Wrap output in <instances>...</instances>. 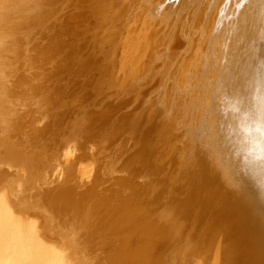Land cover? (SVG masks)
Returning <instances> with one entry per match:
<instances>
[{"label":"bare ground","instance_id":"6f19581e","mask_svg":"<svg viewBox=\"0 0 264 264\" xmlns=\"http://www.w3.org/2000/svg\"><path fill=\"white\" fill-rule=\"evenodd\" d=\"M0 264H264V0H0Z\"/></svg>","mask_w":264,"mask_h":264},{"label":"rangeland","instance_id":"374dc122","mask_svg":"<svg viewBox=\"0 0 264 264\" xmlns=\"http://www.w3.org/2000/svg\"><path fill=\"white\" fill-rule=\"evenodd\" d=\"M96 29H98V28H96ZM87 35H89V34H87ZM84 43H86V46H90V44H89V39H86V40H84ZM100 52V51H99ZM98 52V53H99ZM103 87H105L106 85L105 84H103L102 85ZM112 86V84H110L109 86H108V88L109 87H111ZM116 88V87H115ZM115 88H110V89H115ZM129 97H131V96H129ZM129 101H130V99H128ZM127 99H125V101H123V104H125V103H127V102H129ZM130 103H128V104H125L126 106L127 105H129ZM136 105V103L134 102V103H132V104H130L129 106H127V107H124V110L126 111H128V110H132L131 108H133L134 106ZM132 135H134V134H131V136ZM126 142L128 143L129 142V140H126Z\"/></svg>","mask_w":264,"mask_h":264}]
</instances>
